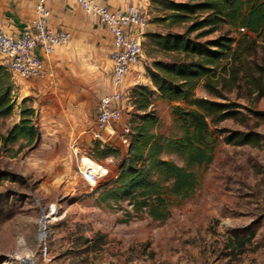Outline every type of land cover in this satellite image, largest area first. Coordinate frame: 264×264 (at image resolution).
Masks as SVG:
<instances>
[{
  "label": "rangeland",
  "instance_id": "obj_1",
  "mask_svg": "<svg viewBox=\"0 0 264 264\" xmlns=\"http://www.w3.org/2000/svg\"><path fill=\"white\" fill-rule=\"evenodd\" d=\"M157 1L161 0H142L138 4L147 16V27L141 37H135L142 54L133 71L124 76L128 77L129 88L122 80L121 87L127 88L128 94L121 119L129 121L139 113L138 97L131 94L132 89L148 87L153 93L145 110L156 118L151 131L162 140L179 136L178 123L170 114V105L151 88L145 69L153 61L168 62L181 59V55L160 51L152 35H180L189 23L170 24L167 17L171 12L162 9ZM82 15L88 37L66 52L67 66L61 71L65 81L54 77L43 94L42 84L16 79L11 114L0 119L1 138L17 126L19 110L30 108L31 122L38 132L28 147L22 141L0 142V264H264V97L249 95L245 99L242 89L236 95L232 92L231 101L239 105V115L236 120L209 126L216 141L213 156L207 166L195 169L198 185L193 194L185 200H171L169 217L162 222L144 215L132 218L125 200L102 199V188L117 176L120 158L118 154L101 161L93 158L88 137L91 138L97 100L89 81L86 84L81 77L86 71L94 79L99 78V97L111 92L106 40L110 36L98 21ZM199 16L202 15L190 19ZM226 28L222 26L218 32L196 41L212 40ZM92 29L99 30L96 40ZM237 31L245 33L243 29ZM237 31L229 30L228 36L236 39ZM195 33L189 38L193 39ZM69 40L59 47L69 45ZM246 59L249 66L257 62L251 57ZM193 98L211 99L200 87ZM74 103H79L80 109L73 122L69 118L58 117L56 121L48 114L46 118L42 116L45 110L57 109L62 116L61 107ZM176 104L185 107L184 102ZM234 133H254L259 138L256 145L226 143L224 139ZM74 140L79 154L90 155L109 171L94 187L89 188L77 173V155L69 147ZM106 145L118 153L125 152L116 137H110ZM162 158L180 164L173 155L164 154ZM44 217L45 236L40 241Z\"/></svg>",
  "mask_w": 264,
  "mask_h": 264
},
{
  "label": "trees",
  "instance_id": "obj_2",
  "mask_svg": "<svg viewBox=\"0 0 264 264\" xmlns=\"http://www.w3.org/2000/svg\"><path fill=\"white\" fill-rule=\"evenodd\" d=\"M171 12L170 24L189 23L180 35H152L155 46L163 52L180 54L181 59L153 61L146 75L158 98L169 106L178 123L179 136L162 139L152 133L156 118L145 109L153 92L146 86H136L131 94L136 99V111L129 119V143L123 154L106 144L91 141L93 158H120L115 178L102 188V199L125 200L130 208L126 216L144 215L155 222L169 217L171 200L189 198L198 185L195 169L212 160L215 138L209 126L225 120H236L239 105L231 101V93L239 89L244 98L264 97V0H185L174 3L157 1ZM196 14L202 15L191 20ZM222 26L224 33L212 40L197 42ZM243 29L245 33L237 30ZM237 31L236 39L228 31ZM197 32L193 39L189 36ZM233 45V46H232ZM257 54L259 57L257 58ZM257 59L249 66L246 59ZM223 61L228 63L222 64ZM218 73V74H217ZM197 87L211 99L193 98ZM14 88L9 73L0 66V119L11 114ZM184 102L182 107L176 103ZM30 108L19 110V121L2 144L22 141L31 146L38 132L31 122ZM254 133L226 137L235 145H256ZM232 140V141H231ZM19 150V148H17ZM173 155L180 164L165 160Z\"/></svg>",
  "mask_w": 264,
  "mask_h": 264
},
{
  "label": "built area",
  "instance_id": "obj_3",
  "mask_svg": "<svg viewBox=\"0 0 264 264\" xmlns=\"http://www.w3.org/2000/svg\"><path fill=\"white\" fill-rule=\"evenodd\" d=\"M72 1L83 14L98 21L111 38L108 60L111 67L112 90L103 95L94 106L91 141L106 144L110 137H116L122 147L126 148L129 143L130 126L128 121H122L121 111L124 102L127 101L128 91L123 89L121 84L123 77L133 71L139 63L142 51L140 41L135 39L139 35L133 34V30L142 33L147 27V16L138 4L127 5L122 10H111L94 0ZM33 12L34 18L30 28L22 30L18 36L5 35L2 32L0 16V66L9 73L11 83L16 79L43 80L46 73L33 51L39 49L48 56L70 38L68 32L49 25L46 0H34ZM69 147L73 149L72 154L77 155V173L89 188L94 187L100 179L108 175L107 167L95 161L90 155L79 154L76 150V140L72 141ZM90 165H97V168L93 169Z\"/></svg>",
  "mask_w": 264,
  "mask_h": 264
},
{
  "label": "crops",
  "instance_id": "obj_4",
  "mask_svg": "<svg viewBox=\"0 0 264 264\" xmlns=\"http://www.w3.org/2000/svg\"><path fill=\"white\" fill-rule=\"evenodd\" d=\"M99 5H104L111 10H122L127 5H136L140 4L142 0H94ZM136 3V4H135ZM46 8L49 11V19L48 23L51 27L66 31L70 35L69 45L58 47L54 50L49 56L43 57L41 51L39 49H35L33 51L34 55H36L40 62L42 63V68L46 73V79L40 83L36 81H27L29 84H42L41 92L44 94L49 88L51 82L54 81V77H58L60 80H64L65 77L61 75V71H63L62 67H66L65 64L69 58V55H66V52L70 51L71 48L75 47L73 44L78 45V43L84 42V39L88 37L87 35V24L86 19L82 15V12L78 9L76 5H74L72 0H46ZM34 3L33 0H0V16L2 23V32L6 33L10 36H18L22 30L28 29L30 27V23L33 20L34 16ZM100 28L105 31V29L100 26ZM106 32V31H105ZM92 33L94 34L93 38L97 39L95 35H99L98 29H92ZM133 34L139 35L141 37V32H137L133 30ZM107 51L110 52L111 49V38L107 37ZM97 51H95L96 53ZM107 54V52H105ZM109 55V54H108ZM98 55H96L97 57ZM73 58V57H72ZM65 70V69H64ZM111 74V67L109 69V77ZM83 77H81L82 81L87 84L89 81L90 90H93L94 98L98 101L101 97H99L101 83L97 81L99 78L94 79L93 74L88 75L86 71L83 72ZM149 79V78H148ZM97 81V83H96ZM110 82V78H109ZM48 83V84H47ZM12 85L14 83H11ZM54 84V83H53ZM123 85L128 87V77L123 78ZM129 88V87H128ZM151 88L155 91V89L151 86ZM127 89V88H125ZM104 90V89H102ZM100 92V91H99ZM99 97V98H98ZM96 101V103H97ZM95 103V104H96ZM46 107L49 106V103ZM43 107V106H41ZM80 109L79 103L71 104L70 107L66 106L64 108L61 107L62 116H60V111L57 109L55 112L45 110L42 116L46 118V115L50 117L51 120H58V117L69 118L70 120L77 118ZM73 116V118H72ZM66 121V120H65ZM71 122V123H72ZM88 137V135L86 136ZM110 139V138H109ZM89 143H91V138L88 137Z\"/></svg>",
  "mask_w": 264,
  "mask_h": 264
},
{
  "label": "bare ground",
  "instance_id": "obj_5",
  "mask_svg": "<svg viewBox=\"0 0 264 264\" xmlns=\"http://www.w3.org/2000/svg\"><path fill=\"white\" fill-rule=\"evenodd\" d=\"M93 169L97 168V165H90ZM53 209V208H52ZM54 212L50 213L53 214ZM46 217V216H45ZM45 217L42 219L41 223H40V233H43V235L40 234V240L44 238L45 233H44V229H45V224H46V219Z\"/></svg>",
  "mask_w": 264,
  "mask_h": 264
},
{
  "label": "water",
  "instance_id": "obj_6",
  "mask_svg": "<svg viewBox=\"0 0 264 264\" xmlns=\"http://www.w3.org/2000/svg\"><path fill=\"white\" fill-rule=\"evenodd\" d=\"M23 263H26V259H23Z\"/></svg>",
  "mask_w": 264,
  "mask_h": 264
}]
</instances>
